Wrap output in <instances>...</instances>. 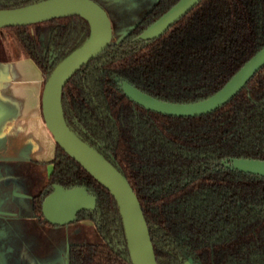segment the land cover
I'll return each instance as SVG.
<instances>
[{"label":"trees","instance_id":"16d2710c","mask_svg":"<svg viewBox=\"0 0 264 264\" xmlns=\"http://www.w3.org/2000/svg\"><path fill=\"white\" fill-rule=\"evenodd\" d=\"M37 0H0V8ZM176 0H157L135 26L77 69L61 92L71 130L113 163L136 193L159 264H264V176L224 166L231 156L264 159V64L227 102L176 116L129 99L115 77L163 100L187 102L219 87L264 45V0H199L154 38L136 35ZM39 68L54 66L89 35L79 15L6 26ZM135 34V39L132 35ZM52 183L84 185L96 197L76 221H93L101 240L70 242L67 264H132L110 192L55 145ZM29 215V213H28Z\"/></svg>","mask_w":264,"mask_h":264},{"label":"water","instance_id":"95a60500","mask_svg":"<svg viewBox=\"0 0 264 264\" xmlns=\"http://www.w3.org/2000/svg\"><path fill=\"white\" fill-rule=\"evenodd\" d=\"M198 1L176 0L144 27L137 34V38L146 40L158 36ZM69 15L85 18L90 27L89 35L81 45L71 50L54 66L44 81L41 111L45 126L55 143L114 197L132 264H159L139 199L127 178L102 153L74 133L63 114L61 92L66 81L112 42L111 20L105 8L95 0H37L0 8V27L30 24ZM263 64L264 45L243 62L221 87L194 101L163 100L142 91L127 80H120L119 85L127 97L147 109L176 116H194L212 111L227 102ZM222 162L226 167L264 176V159L231 156L224 158ZM95 205L96 197L86 186L66 187L54 183L41 200V212L49 223L66 225L76 220L79 211L92 210ZM184 264L196 263L188 256Z\"/></svg>","mask_w":264,"mask_h":264},{"label":"rangeland","instance_id":"374dc122","mask_svg":"<svg viewBox=\"0 0 264 264\" xmlns=\"http://www.w3.org/2000/svg\"><path fill=\"white\" fill-rule=\"evenodd\" d=\"M95 1L107 11L112 25L111 41L116 42L133 28L157 0ZM18 57H25V54L16 44L8 29L0 27V61H9ZM49 168V165L47 168L46 165L40 167L34 164L21 168L12 167L8 177L16 178L15 182L17 181L18 185H15L16 188L23 186L28 199V195L36 193L40 185L45 182ZM17 199L19 198H7L4 203L11 210L17 204ZM26 200L24 203L25 208L28 209L26 216L0 215V264L62 262L68 243H97L101 240L95 224L90 220L72 221L66 226L54 228V236L50 238L51 236L46 232L41 221L33 216L28 217L31 210L29 200Z\"/></svg>","mask_w":264,"mask_h":264},{"label":"crops","instance_id":"0c3cea01","mask_svg":"<svg viewBox=\"0 0 264 264\" xmlns=\"http://www.w3.org/2000/svg\"><path fill=\"white\" fill-rule=\"evenodd\" d=\"M41 91V72L30 58L0 61V185L7 182V191L12 194L0 196L3 215L15 213L6 207L7 198L20 199L22 193L26 194L22 185L16 188V178L8 177L11 168L28 164L48 168L55 153L56 143L42 116ZM6 177L8 181L3 180ZM19 199L15 209L19 207Z\"/></svg>","mask_w":264,"mask_h":264},{"label":"flooded vegetation","instance_id":"af4514ba","mask_svg":"<svg viewBox=\"0 0 264 264\" xmlns=\"http://www.w3.org/2000/svg\"><path fill=\"white\" fill-rule=\"evenodd\" d=\"M70 16V15H69ZM80 16V15H79ZM63 17H65V16H63ZM54 18H58V17H54ZM51 19V18H50ZM48 20V19H47ZM43 21V20H42ZM135 26V25H134ZM133 26V27H134ZM128 33V32H127ZM126 33V34H127ZM125 34V35H126ZM136 37H137V35H136ZM132 38L133 39H135V34H133L132 35ZM26 56V55H25ZM26 57H28V56H26ZM28 58H30V57H28ZM31 59V58H30ZM32 60V59H31ZM91 60V59H90ZM89 60V61H90ZM33 61V60H32ZM34 62V61H33ZM35 63V62H34ZM36 65V64H35ZM37 66V65H36ZM115 80L117 81V83H118V86L120 87V85H119V82H120V80H127V79H125V78H121V77H115ZM128 81V80H127ZM129 82V81H128ZM129 83H131V82H129ZM132 84V83H131ZM132 85H134V84H132ZM43 86V85H42ZM135 86V85H134ZM120 89H121V87H120ZM122 90V89H121ZM122 92H123V90H122ZM124 93V92H123ZM125 94V93H124ZM126 95V94H125ZM129 98V97H128ZM130 99V98H129ZM135 102V101H134ZM55 154V153H54ZM53 157H54V155H53ZM52 157V158H53ZM49 163H50V168H49V170H47L48 171V173H47V176H46V180H47V178L49 177V175H50V172H51V169H52V162H51V160L49 161ZM224 164V163H223ZM3 180H6V181H8L9 179L6 177V179H3ZM46 180H45V182H46ZM45 182H43L41 185H40V187H39V189L37 190V192L36 193H32V194H30V195H28V199L26 198L27 196H25L24 195V193H22V195L20 196V204H19V207L18 208H12L13 209V211L15 212L14 214L15 215H21V216H26V210L28 211V209H27V207L25 208V206H24V203H26L25 202V200L27 199V200H29V205H31V201H32V198L35 196V195H37L38 193H40L41 191H42V188H43V185L45 184ZM1 183V182H0ZM54 183H52L51 184V189H52V185H53ZM7 185H9V184H7V182H6V184L4 183V185H0V186H2L3 188H1V191H0V196H2V194L4 195H7V194H10V195H12L11 193H10V191H7V189H8V187L9 186H7ZM22 192V191H21ZM46 195V194H45ZM44 195V196H45ZM43 196V197H44ZM16 198H19V196H16ZM1 199V198H0ZM26 200V201H27ZM10 210V209H9ZM0 215H3V214H0ZM5 215H7V214H4V216ZM29 216H33V217H35V218H37L39 221H41V223L44 225V227H45V230H46V232H48L49 233V235L51 236H49L50 238H52L53 236H54V232L53 231H55L54 230V228H59L60 226H66V225H55V224H47V223H45V222H43L42 220H40V217L39 216H37V215H28V217ZM42 216H43V214H42ZM44 218V217H43ZM45 219V218H44ZM46 220V219H45ZM85 220H89V219H85ZM74 221H76V220H74ZM80 221H83V220H80ZM91 221V220H90ZM79 222V221H78ZM93 222V221H92ZM49 223V222H48ZM69 244V243H68ZM50 247H52V248H54V246H51L50 245ZM67 248H68V245H67ZM66 256H67V250H66V254H65V257H64V259H63V261L62 262H55V263H47V264H67V259H66ZM186 259V258H185ZM184 259V260H185Z\"/></svg>","mask_w":264,"mask_h":264}]
</instances>
